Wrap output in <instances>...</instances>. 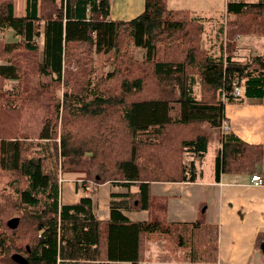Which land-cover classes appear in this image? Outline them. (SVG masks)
Returning <instances> with one entry per match:
<instances>
[{
	"label": "trees",
	"instance_id": "16d2710c",
	"mask_svg": "<svg viewBox=\"0 0 264 264\" xmlns=\"http://www.w3.org/2000/svg\"><path fill=\"white\" fill-rule=\"evenodd\" d=\"M110 7V0H26L19 15L15 0H0V28L18 38L0 39V170L13 190L0 193V264H139L156 236L193 262L216 260L218 226L134 222L124 211L150 210L153 182L196 181L206 125L222 127L226 103L264 98V57L242 65L232 40L264 33V2L228 1L219 53L203 45L204 21L168 0H145L131 20H112ZM133 46L146 50L141 62ZM28 108L42 110L39 130L24 116ZM221 143L217 178L262 174L261 145L232 132ZM76 167L93 193L104 183L128 188L112 193L109 220L97 217L91 196L60 202V171Z\"/></svg>",
	"mask_w": 264,
	"mask_h": 264
},
{
	"label": "crops",
	"instance_id": "0c3cea01",
	"mask_svg": "<svg viewBox=\"0 0 264 264\" xmlns=\"http://www.w3.org/2000/svg\"><path fill=\"white\" fill-rule=\"evenodd\" d=\"M17 1L19 0H15V13ZM231 1L264 2V0ZM110 5L112 20H131L144 11L145 0H110ZM212 5L210 0H189L188 2L168 0V6L171 9H188L194 16L202 19L205 29L208 27L207 23L215 19L209 17ZM24 6L26 8V0ZM21 12L19 15L24 14L25 9ZM222 18H228L227 4ZM0 31H11L14 34L12 28H0ZM209 38L211 47L214 48L211 36ZM218 48V52L217 48L216 50L214 48L212 52L219 53L220 46ZM242 59L238 58V60ZM225 117L229 125L227 131L221 132L208 125L205 127L210 136L209 146L203 158L195 159L198 175L196 181L153 182L151 209L124 211L125 216L134 222L158 219L190 223L202 219L218 226L216 260L204 263L193 262L172 239L156 236L147 242L146 260L139 264H264L263 244L260 246L257 244L258 236L264 232V184L253 185L250 173L221 172L219 178L216 177V158L222 148L221 137L232 132L244 143L262 146L261 175L264 178V98H247L244 102L226 103ZM210 130H213L214 134H211ZM210 153L212 161L207 163L206 158ZM186 156L187 160L192 159L190 153ZM85 178V173L80 175L70 173L63 178L64 180L61 179L60 202L72 204L79 197L91 196L97 217L103 221L109 220L112 193H127L128 188L104 183L93 193L90 185L85 187V183L81 185L80 182ZM133 190L136 189L133 188Z\"/></svg>",
	"mask_w": 264,
	"mask_h": 264
},
{
	"label": "rangeland",
	"instance_id": "374dc122",
	"mask_svg": "<svg viewBox=\"0 0 264 264\" xmlns=\"http://www.w3.org/2000/svg\"><path fill=\"white\" fill-rule=\"evenodd\" d=\"M181 2H188L189 0H178ZM212 1L213 5H212V11L209 13V17H213L215 19H211L212 22H208L210 24L207 23V30L205 31L204 35H203V45L206 46L208 45L206 48L209 51H213L214 48L216 50L217 48V52H218V47L220 46L221 41L226 42L225 39L222 40V36H221V32L218 30L219 26L224 24L226 22V18H222L225 15V7L226 4L228 2V0H210ZM231 1V0H229ZM24 2L25 0H19L17 1L16 4V13L20 14L22 13L21 10L25 9L24 6ZM180 4H184V3H180ZM222 18V20H220ZM235 19V18H234ZM222 23V24H221ZM260 29L258 30V32H254L251 35H242V36H238V39H232L235 43H237L238 47H239V51L236 52V57L237 58H245L242 59L241 64L242 65H246L247 63H250L251 61H254V58L261 55L262 57H264V33H259ZM211 36L212 40H213V45L215 46L214 48L211 47L212 43L209 42V40L211 41V39L209 38ZM0 39L6 41V42H12V41H18V38H16L14 36V34L11 31H0ZM246 39H249V41H246ZM38 42H40V39H38ZM215 42V44H214ZM212 49H211V48ZM132 51L134 54V57L136 59L137 62H141L144 58V54L146 52V50L144 48L141 47H132ZM109 65V64H108ZM108 65H104L102 67H106V69L109 67ZM30 80V79H29ZM15 84L14 82H10L9 85H13ZM241 90H242V86H241ZM198 91H201V88H198ZM242 94V91H241ZM1 95V93H0ZM60 98H63V94L61 93ZM29 109V108H28ZM42 110L36 108V110H25L24 111V116L26 117V119L29 118L30 123L32 124L33 127H35L36 129H40L43 125L42 121H40V116L42 115ZM226 121V120H225ZM228 124V123H227ZM208 127H211L209 124H207ZM225 123L223 122L222 127H218L216 129H218V131H227L228 128L225 127ZM212 128V127H211ZM59 129H61V123H59ZM210 133L214 134L213 130H210ZM124 137V133H121V139ZM120 139H118L117 141H119ZM117 149H119L118 145L115 146ZM213 149V146H212ZM213 153V151H212ZM212 155L211 153L207 156L206 161L207 163L212 161ZM70 173H75V174H83L85 173L86 178L81 181V185H84V187L86 185H90L91 189L93 187V183L89 182L87 180V173L85 172L84 169H82L81 167H76V168H68L65 170H61L60 171V182L61 179L64 180L63 178H65L67 175H70ZM259 174V173H258ZM9 181H10V174L7 171H1L0 170V193L2 192H12V188L9 186ZM90 189V190H91ZM6 190V191H4Z\"/></svg>",
	"mask_w": 264,
	"mask_h": 264
},
{
	"label": "built area",
	"instance_id": "2783aa9c",
	"mask_svg": "<svg viewBox=\"0 0 264 264\" xmlns=\"http://www.w3.org/2000/svg\"><path fill=\"white\" fill-rule=\"evenodd\" d=\"M236 86H235V89H234V91H233V94L235 95V96H239V95H241V86L240 85H237V84H235ZM225 127L226 128H228L229 127V125L227 124V122L225 123ZM251 181H252V183H253V185H261V184H264V178L262 177V175L261 174H258V173H256V174H253L252 176H251Z\"/></svg>",
	"mask_w": 264,
	"mask_h": 264
},
{
	"label": "bare ground",
	"instance_id": "6f19581e",
	"mask_svg": "<svg viewBox=\"0 0 264 264\" xmlns=\"http://www.w3.org/2000/svg\"><path fill=\"white\" fill-rule=\"evenodd\" d=\"M227 121L224 120V123H226Z\"/></svg>",
	"mask_w": 264,
	"mask_h": 264
},
{
	"label": "water",
	"instance_id": "95a60500",
	"mask_svg": "<svg viewBox=\"0 0 264 264\" xmlns=\"http://www.w3.org/2000/svg\"><path fill=\"white\" fill-rule=\"evenodd\" d=\"M263 247H264V243H263V245H262Z\"/></svg>",
	"mask_w": 264,
	"mask_h": 264
}]
</instances>
